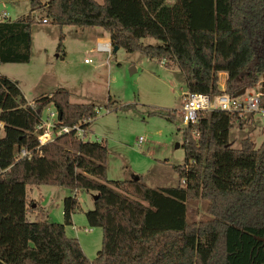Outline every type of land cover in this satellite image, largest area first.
Segmentation results:
<instances>
[{
  "label": "trees",
  "instance_id": "16d2710c",
  "mask_svg": "<svg viewBox=\"0 0 264 264\" xmlns=\"http://www.w3.org/2000/svg\"><path fill=\"white\" fill-rule=\"evenodd\" d=\"M29 2L26 14L0 18V64L29 62L33 12L42 9L54 23L101 26L113 46L177 67L191 93H219L220 72L230 96L264 76V0ZM147 36L160 42L143 43ZM32 102L0 75V264H264V139L258 148L249 138L233 148L229 130L234 120L242 124L237 113L200 111L182 130L178 185L156 189L137 175L108 180L104 142L71 132L39 146L35 126L48 103L61 125L83 128L97 114L95 103L72 102L63 88ZM21 149L31 155L17 158ZM42 184L74 192L63 199L62 223L41 210L28 219L38 206L30 210L26 186ZM79 190L97 195L85 212L87 224L102 230L93 260L65 233ZM198 199L209 217L196 223L188 203Z\"/></svg>",
  "mask_w": 264,
  "mask_h": 264
},
{
  "label": "rangeland",
  "instance_id": "374dc122",
  "mask_svg": "<svg viewBox=\"0 0 264 264\" xmlns=\"http://www.w3.org/2000/svg\"><path fill=\"white\" fill-rule=\"evenodd\" d=\"M29 11V0H0V16L5 12L6 17L14 19ZM33 14L29 62L0 64L1 75L17 82L28 100L63 88L72 102L95 103L97 114L87 127V139L106 144L108 180L137 175L151 188L177 186L176 167L184 163L185 128L179 110L182 94L188 91L183 73L137 49L128 51L119 46L108 57L95 49L99 33L108 35L101 26L59 25L42 9ZM43 16L47 22L40 19ZM142 42L160 41L147 36ZM246 91L264 92V76ZM239 117L242 124L234 120L229 130L231 146L239 149L242 140L249 138L253 148H258L264 139V120L259 113ZM73 194L64 186L27 185L30 210L38 206L28 212V219L37 220L41 210L47 219L62 223L63 199ZM75 194L79 207L71 223L65 225V233L77 238L86 257L93 260L102 245V230L87 224L85 212L93 208L95 193L79 190ZM206 207L205 200L190 201L188 219L196 223L207 219Z\"/></svg>",
  "mask_w": 264,
  "mask_h": 264
},
{
  "label": "built area",
  "instance_id": "2783aa9c",
  "mask_svg": "<svg viewBox=\"0 0 264 264\" xmlns=\"http://www.w3.org/2000/svg\"><path fill=\"white\" fill-rule=\"evenodd\" d=\"M5 12L1 16H5ZM43 22H47L48 18L43 16L40 18ZM96 50H100L107 53V56H111L113 51V45L111 40L101 39L96 42ZM85 61H87L85 59ZM163 64L164 62L161 61ZM225 85H221L220 92L214 95L206 93H191L186 92L182 94V103L179 110L180 117L185 126L196 122L197 115L200 111H207L212 109H218L228 112H235L238 116H242L243 113H259L260 117L264 120V106L262 105L263 92L261 91H245L244 94L238 96H230L226 90ZM34 106V102H30ZM0 126L2 124L0 123ZM35 132L37 133V140L39 146L48 142H53L58 136L62 134L75 133V136L81 140H87V128H83L81 125L66 126L61 125L59 122V112L53 103H48L39 118L38 123L35 126ZM141 140V138H140ZM38 149V147H37ZM31 150L21 149L17 158L24 156H30ZM184 182V181H183ZM90 229L85 228V231Z\"/></svg>",
  "mask_w": 264,
  "mask_h": 264
},
{
  "label": "crops",
  "instance_id": "0c3cea01",
  "mask_svg": "<svg viewBox=\"0 0 264 264\" xmlns=\"http://www.w3.org/2000/svg\"><path fill=\"white\" fill-rule=\"evenodd\" d=\"M6 16V15H5ZM3 16H0V18H2ZM99 34H101L100 36H98V37H96V42L98 41V40H101V39H108L109 38V36L107 35L106 36V34H104V33H99ZM161 63V62H160ZM163 65H164V63H163ZM0 75H1V72H0ZM226 79H227V73L226 72H220L219 73V82H218V84H219V87L221 88V85H225V83H226ZM23 94V93H22ZM24 95V97H25V99L28 101V102H32L33 100H28V98L25 96V94H23ZM49 95H51V93L49 94ZM180 115V114H179Z\"/></svg>",
  "mask_w": 264,
  "mask_h": 264
},
{
  "label": "water",
  "instance_id": "95a60500",
  "mask_svg": "<svg viewBox=\"0 0 264 264\" xmlns=\"http://www.w3.org/2000/svg\"><path fill=\"white\" fill-rule=\"evenodd\" d=\"M117 48H118L117 45H114V46H113V49H114V50H116ZM244 92H245V90L242 89L241 91H239L238 95H242V94H244ZM96 197H97V195H94V199H95Z\"/></svg>",
  "mask_w": 264,
  "mask_h": 264
}]
</instances>
